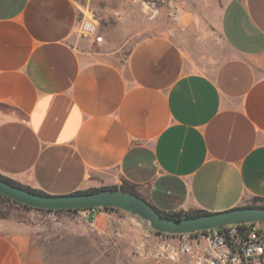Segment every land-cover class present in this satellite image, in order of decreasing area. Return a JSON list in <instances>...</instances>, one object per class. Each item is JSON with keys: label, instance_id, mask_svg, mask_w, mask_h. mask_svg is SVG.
I'll use <instances>...</instances> for the list:
<instances>
[{"label": "crops", "instance_id": "crops-1", "mask_svg": "<svg viewBox=\"0 0 264 264\" xmlns=\"http://www.w3.org/2000/svg\"><path fill=\"white\" fill-rule=\"evenodd\" d=\"M178 3L122 53L80 40L75 0H0V174L48 195L126 181L167 213L264 199V0ZM24 231L0 218V264H23Z\"/></svg>", "mask_w": 264, "mask_h": 264}, {"label": "rangeland", "instance_id": "rangeland-1", "mask_svg": "<svg viewBox=\"0 0 264 264\" xmlns=\"http://www.w3.org/2000/svg\"><path fill=\"white\" fill-rule=\"evenodd\" d=\"M75 1L96 20L103 44L122 47V53L130 36L149 22L131 0ZM0 211L30 238L29 244H21L23 264H185L184 256L162 258L164 247L178 249L177 240L157 234L146 220L121 209H104L95 223L79 212H42L2 198Z\"/></svg>", "mask_w": 264, "mask_h": 264}, {"label": "built area", "instance_id": "built-area-1", "mask_svg": "<svg viewBox=\"0 0 264 264\" xmlns=\"http://www.w3.org/2000/svg\"><path fill=\"white\" fill-rule=\"evenodd\" d=\"M141 6L145 14L156 19L161 6H165L171 20L177 22L182 15L178 0H131ZM89 12V11H88ZM77 34L86 40L100 43L103 37L93 17L82 10ZM104 208L79 210L87 220L95 223ZM178 241V249L164 247L162 258L175 260L184 256L185 264H264V226L261 222L226 225L215 229L184 235L170 236Z\"/></svg>", "mask_w": 264, "mask_h": 264}, {"label": "water", "instance_id": "water-1", "mask_svg": "<svg viewBox=\"0 0 264 264\" xmlns=\"http://www.w3.org/2000/svg\"><path fill=\"white\" fill-rule=\"evenodd\" d=\"M0 195L38 210H85L96 207L121 209L146 220L153 230L168 235H184L226 225L264 221V207H239L196 217L168 218L146 199L119 189L68 195H43L25 190L0 178Z\"/></svg>", "mask_w": 264, "mask_h": 264}, {"label": "trees", "instance_id": "trees-1", "mask_svg": "<svg viewBox=\"0 0 264 264\" xmlns=\"http://www.w3.org/2000/svg\"><path fill=\"white\" fill-rule=\"evenodd\" d=\"M0 178H2L3 180L15 185V186H18V187H21L25 190H28V191H31V192H34V193H38V194H43V195H48L46 194L45 192H42V191H39V190H35V189H32L30 187H26V186H23L5 176H2L0 174ZM104 189H119V190H122V191H125V192H128V193H131V194H135V195H138L144 199H146L152 206H154L150 201L149 199L142 195L139 190H138V187L134 184H130L129 182H126L124 181L122 183L121 186H110V187H103V188H94V189H90V190H87V191H81V192H76V193H92V192H97V191H100V190H104ZM0 198L8 201V202H13L15 204H18L24 208H28V209H34V208H31V207H28V206H25V205H22V204H19L15 201H12L10 200L9 198L7 197H4L2 195H0ZM155 207V206H154ZM243 207H264V199L263 198H254L253 199V202L252 204L250 205H246V206H243ZM156 208V207H155ZM105 210H114L115 208H104ZM157 209V208H156ZM37 211H42V212H57V213H60V212H78L79 210H58V211H48V210H38V209H35ZM158 210V209H157ZM163 216L165 217H168V218H183V217H196V216H200V215H205V214H210L209 212H206V211H188V212H174V213H167V212H163V211H160L158 210ZM0 217L1 218H6L7 216L3 215L0 211ZM261 223H264L261 222ZM157 234L159 235H166V236H172V235H168V234H163V233H160V232H157Z\"/></svg>", "mask_w": 264, "mask_h": 264}]
</instances>
